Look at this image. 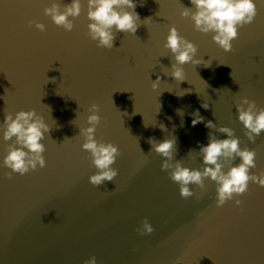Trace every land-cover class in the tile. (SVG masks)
Wrapping results in <instances>:
<instances>
[{
	"label": "water",
	"instance_id": "95a60500",
	"mask_svg": "<svg viewBox=\"0 0 264 264\" xmlns=\"http://www.w3.org/2000/svg\"><path fill=\"white\" fill-rule=\"evenodd\" d=\"M53 2L70 0H0V264H84L93 256L97 264H264V187L250 182L237 197L242 205L217 207V185L206 178L205 189L190 185L196 195L184 199L148 142L175 138L174 159L202 170L210 120L234 129L241 148L257 153L251 172H264V132L248 140L236 109L244 97L264 108V0H255L258 15L239 29L231 52L181 16L190 0H137L140 28L118 32L111 50L88 36L87 0L71 32L44 14ZM172 26L209 65H183V82L170 76L175 61L164 48ZM93 103L102 118L96 138L122 153L117 177L99 187L89 182L97 169L79 136ZM32 109L52 129L42 141L47 166L9 180L3 120ZM196 110L205 123L193 127ZM145 218L154 231L141 236Z\"/></svg>",
	"mask_w": 264,
	"mask_h": 264
},
{
	"label": "clouds",
	"instance_id": "9594fccd",
	"mask_svg": "<svg viewBox=\"0 0 264 264\" xmlns=\"http://www.w3.org/2000/svg\"><path fill=\"white\" fill-rule=\"evenodd\" d=\"M190 4L192 7L183 5L181 16L190 17L197 31L204 34L215 33L214 42L226 52L233 51L232 42L238 39L239 29L254 23L258 15L255 0H190ZM140 6H143L142 2ZM136 7L137 0H87V18L90 21L89 38L97 42V47L111 50L118 32L135 35L142 23L139 13L135 11ZM82 12L81 0H70V3L63 6L53 2L51 6L44 9V14L51 17L55 25L67 32L74 29V21L81 16ZM29 25L41 32L46 30L43 23L29 21ZM164 48L170 50L174 57L175 62L171 65L170 76L176 81L185 80L183 65L187 63L209 66L201 59H196L197 45L181 36L175 26L169 29ZM160 82L159 76L152 81L153 90L159 88ZM201 106L205 110L209 108L206 102ZM236 109L238 119L246 129L245 135L248 140L255 142L256 138L264 132V108H258L256 101L244 97L237 104ZM88 111L91 113L87 116V123L90 126L80 128L79 136L84 139L82 149L90 153L92 164L97 169V172L89 177V182L99 187L106 181L112 182L117 177L118 169H115L113 165L122 153L117 145L96 138V132L102 120L99 114L100 105L93 103ZM181 113L183 116V112L179 111L180 115ZM191 115L194 117L193 127L205 123L199 110ZM160 127L165 131L164 125L161 124ZM205 127L215 131L209 132L207 145H199V153L203 158L202 170L185 167L182 160L174 159L177 146L175 138L164 139L161 142H157L154 137L149 138L148 142L152 145L151 151L154 150L166 158L162 163V170L168 171L170 179L179 184L182 198L188 199L196 195L190 185L195 184L201 190L205 189L204 181L210 178L217 185V207L224 206L230 200H235V204L240 206L243 201L237 197L249 191L250 182L264 187V172L259 175L251 172L257 167V153L247 147L241 148L240 138L235 136L234 129L225 126L217 128L216 123L210 120L205 123ZM51 131L44 117L35 109L21 110L15 114L6 112L3 120V139L6 142L12 141L7 144V155L3 160L4 167L11 170L6 173L7 179H13L14 174L25 175L47 166L44 156L47 149L42 141L46 138V133ZM217 131L226 134L227 138L217 139L215 135ZM65 140L70 139L65 137ZM237 158L240 159V163L234 164ZM226 168L227 171H225ZM153 231L154 228L147 218L137 229L141 236L151 234ZM84 264H97V259L93 256L85 260Z\"/></svg>",
	"mask_w": 264,
	"mask_h": 264
}]
</instances>
